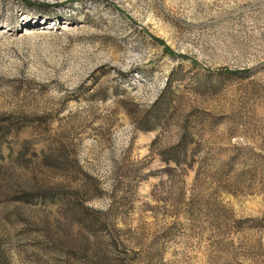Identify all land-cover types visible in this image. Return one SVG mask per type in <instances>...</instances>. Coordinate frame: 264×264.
Wrapping results in <instances>:
<instances>
[{
	"label": "rangeland",
	"instance_id": "1",
	"mask_svg": "<svg viewBox=\"0 0 264 264\" xmlns=\"http://www.w3.org/2000/svg\"><path fill=\"white\" fill-rule=\"evenodd\" d=\"M0 264H264V0H0Z\"/></svg>",
	"mask_w": 264,
	"mask_h": 264
}]
</instances>
